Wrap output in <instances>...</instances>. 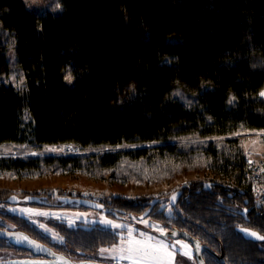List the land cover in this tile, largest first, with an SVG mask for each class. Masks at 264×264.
<instances>
[{
  "label": "trees",
  "instance_id": "obj_1",
  "mask_svg": "<svg viewBox=\"0 0 264 264\" xmlns=\"http://www.w3.org/2000/svg\"><path fill=\"white\" fill-rule=\"evenodd\" d=\"M59 2L62 10L48 14L0 0V77L13 53L27 84L0 82V146L74 144L86 152L0 157V173L63 170L126 184L211 170L220 178L183 187L172 215L156 205L150 216L199 240L205 264H264V241L237 229L264 235V211L253 204L246 151L231 137L244 127L264 130V0ZM176 89L185 99L171 97ZM260 143L264 149V137ZM10 195L0 188V202ZM29 195L42 199L31 204L55 206L45 200L56 196ZM144 200L105 201L141 214ZM7 223L48 246L25 217L0 211V229ZM60 230L87 251L119 239L102 227ZM0 248L22 247L0 238Z\"/></svg>",
  "mask_w": 264,
  "mask_h": 264
},
{
  "label": "rangeland",
  "instance_id": "obj_2",
  "mask_svg": "<svg viewBox=\"0 0 264 264\" xmlns=\"http://www.w3.org/2000/svg\"><path fill=\"white\" fill-rule=\"evenodd\" d=\"M29 7L42 11L48 14H58L62 10V5L59 0H25ZM59 4V9L56 8V5ZM10 68L0 77V82L9 84L14 86L18 90H24L27 87L26 77L24 71L17 66V60L13 53L10 55ZM17 84L20 87H17ZM264 90V88H263ZM181 92L180 90H174L171 94V97L176 98L173 93ZM23 120L25 123H28L30 120L29 114L25 113ZM231 137H236L240 140L243 145V148L246 151V160L248 158H255L257 156V152H263V146L260 143V138L264 137V130L257 129H249V128H240L233 134ZM225 138V136H220L217 139ZM255 142V143H253ZM24 146V147H21ZM144 146L142 144H130L128 147L136 148ZM55 148L56 151H49L47 149ZM63 149V151H60ZM38 153V155H31L25 153ZM86 152V150H82L77 154H67L65 152L64 145H45L36 148H30L26 144L22 145H1L0 146V157H11L18 155H30V156H68V155H79ZM220 177L211 170H197V171H188L183 174L176 176L175 178L162 182V183H142L137 181L129 182L126 184H121L116 182L111 178V176L106 175L105 177H93L89 174L83 172L76 173H67L63 170L57 173H50L38 176H20L15 175V178H11L10 174L0 173V188L6 189L12 192V194H17L19 196H24L25 193L35 194L36 192L41 193L42 195H51L56 196L54 200L50 198L45 201L49 203H58V198L60 196H71L70 193L72 189L78 190H92L97 194V201H103L105 199H109L111 197L118 196H126L129 198H136L138 196H148L159 198L161 196L169 195L170 193L180 190L183 187L187 186L193 180H217ZM67 193H63V192ZM71 194V195H70ZM76 197V196H74ZM82 198V197H81ZM22 208H32L37 209L43 212L56 213L60 216V219L53 218L51 216L44 217H31L29 218L27 215H22L19 211H12L11 209H22ZM0 211L3 213L17 214L19 216L25 217L30 223L34 224L32 221H39L47 225L49 228L53 229L55 232H60L55 228L54 223H62L65 222L69 225L68 221L75 219V215L77 213H89L87 218L88 222L85 223L83 219H76L75 223L72 226H77L79 224L84 225H99L98 223L94 224L92 221L99 220L100 216H106L110 219L116 220L119 223L124 225L131 226L137 232H145L152 236H155L160 239H164L166 242L174 243L176 240H182L188 245H190L189 249H184L181 245L177 244L176 251H174L172 257L169 259L168 264H199L198 260L194 256L195 247L192 243L182 237H176L173 235H166L164 237L160 236V233L154 231L151 227L145 226V224L139 222L140 217H136L133 215L126 216L127 218H117L109 213L108 209H79L76 207L67 208L60 206H46V205H34L30 202L21 200L19 203H9V202H0ZM135 217L136 219H133ZM149 219V218H147ZM150 222H154L149 219ZM156 223V222H155ZM159 224V223H158ZM162 226L161 224H159ZM34 226H37L34 224ZM101 226V225H99ZM10 228H13L12 225H9ZM38 227V226H37ZM102 227V226H101ZM114 231V230H113ZM116 231H125L124 229L116 230ZM61 235V234H60ZM62 236V235H61ZM63 237V236H62ZM55 241V240H54ZM119 242V239L116 243ZM115 243V244H116ZM107 248V247H102ZM184 252H189L191 258L189 256L184 255ZM108 257V254H101L100 250L97 251L96 254L92 255V259L89 262H97L102 264H121L123 262L129 263L128 261H113ZM61 264V261L57 258H51L49 260L40 259L35 260L28 256L23 255L22 253H17L12 249H1L0 248V264ZM86 263V264H87Z\"/></svg>",
  "mask_w": 264,
  "mask_h": 264
},
{
  "label": "snow or ice",
  "instance_id": "obj_3",
  "mask_svg": "<svg viewBox=\"0 0 264 264\" xmlns=\"http://www.w3.org/2000/svg\"><path fill=\"white\" fill-rule=\"evenodd\" d=\"M59 7L60 5L57 4L56 8L59 9ZM65 79L68 81H71L72 77L68 75L65 77ZM17 87H20V85L17 84ZM173 95L180 97L181 99H185L180 92H175L173 93ZM258 95L260 98L264 99V90H262ZM234 100H235L234 97L230 98L229 104L233 103ZM187 103L189 104V106H191V101H187ZM185 139H186V142L188 143L196 142V141H193L191 137L185 138ZM21 147H24V146H21ZM47 150L56 151L57 149L49 148ZM60 151H63V149H60ZM25 154L38 155V153H35V152L25 153ZM248 163L249 165H251L254 162L252 160H249ZM177 167H179V165H177ZM259 171L264 172V168H260ZM165 175H167V173H165ZM10 176L11 178H15L14 173L10 174ZM137 183H139V181H137ZM206 187H211V185H206ZM254 191H256L255 188H254ZM176 198H177V193L174 192L171 195L168 204L161 205V207H166V210L168 211V213L171 214ZM11 199L16 200V197L12 196ZM95 207L103 208V205L96 204ZM11 210L19 211L22 215H27L29 218L33 216L35 217L51 216L53 218L60 219V216L56 213L43 212V211L32 209V208L11 209ZM244 211L246 213L247 209H245ZM88 216H89V213H77L75 215V219L68 221L69 226H72L75 223L76 219H83L85 223H87ZM148 216H149V213L145 212L139 218V222L145 224V226L151 227L154 231L159 232L161 237L166 236L168 234V230L165 227L160 226L158 223L150 222L149 219L145 218ZM126 218L127 217H125V219ZM133 219H136V218L133 217ZM32 222L36 224L43 233H45L46 235H49L53 240L61 244L64 243V238L59 233L49 228L47 225L40 223L39 221H35V220H33ZM92 223L94 224L98 223L103 228L112 229L114 230L112 234L118 236L119 238L118 243L113 244L110 247L100 249V253L102 255L107 253L108 254L107 258L113 261H117V262L128 261L129 264H168V261L172 257L174 251L177 250L175 247L177 244L181 245V247L184 249L190 248V245H188L182 240H176L174 243L166 242L164 239L157 238L148 233L137 232L131 226L124 225L122 223L117 222L116 220L110 219L103 215L100 216L99 220H94L92 221ZM121 229H124L125 231L123 232L116 231V230H121ZM240 231L244 232L245 235H248L252 238H255L258 240H264V235H260L256 231H252L247 228H240ZM0 235H6V233H0ZM7 235H8L9 240L12 241L13 243H27L29 246L33 248H36L39 250H48V249H45V247L39 244L36 240L25 235L24 233H12V234H7ZM172 235L175 236L176 233L173 232ZM195 248L197 252L200 251V244L198 241L195 245ZM50 254L55 255L54 253H51V252ZM183 254L191 258L189 252H184ZM60 260H61V264H71L70 261H67L63 257H61Z\"/></svg>",
  "mask_w": 264,
  "mask_h": 264
},
{
  "label": "flooded vegetation",
  "instance_id": "obj_4",
  "mask_svg": "<svg viewBox=\"0 0 264 264\" xmlns=\"http://www.w3.org/2000/svg\"><path fill=\"white\" fill-rule=\"evenodd\" d=\"M177 191H180V194L178 195V197L176 198V203L174 204L173 207L176 206V204L178 203L179 199L181 198L182 196V193L184 192V189H180V190H177ZM176 192V191H174ZM170 193L169 195H166V196H161L159 198H154V197H147V200H144V203L145 204H149L148 207L144 210V212L151 206V203L153 200H157L155 205L153 206L152 210L150 211L149 213V216L148 217H145L146 219L149 218L151 219L152 221L156 222V223H159L162 225V227H165L167 230H168V235H172V227L171 226H167V224L163 223V222H160V221H157L155 220L153 217H151V213L153 211V209L155 208L156 205H159L160 206V210H165L166 214L168 215H172L173 213V210L171 212V214L168 213V211L166 210V207H161V205H167L168 202H169V199L171 197V195L174 193ZM142 196H138L136 198H140ZM58 198V197H57ZM106 200V199H105ZM100 201L98 200L99 202H101L102 204H104V207L105 209H108L109 213L112 214L113 216L117 217V218H125L126 216L128 215H133V216H136V217H140L141 214H137V213H133V212H128L126 211L125 209H122V208H116L114 206H109L107 204V201ZM2 202H6L5 201H2ZM55 204V206H60V207H67V208H73V207H76V208H79V209H91V208H87V207H84V206H81V205H77V204H62V202L58 199V203H53ZM55 224V228L60 232V234L63 236L64 238V243H58L57 241H54L49 235H46L45 233H43L37 226L36 229H38L40 231V234H41V237H47L48 240L47 241H44L48 246H46L48 249H50V252L54 253L55 255H46V254H41V255H36L32 250H29L27 248H20V249H16V248H7V249H12L14 251H16L17 253H22L23 255L25 256H28L32 259H35V260H40V259H46V260H49L51 258H57L58 260H60L61 257H65L69 260H71L72 262L74 263H79V264H85L87 263V261H90L92 259V255L96 254L97 251H87V250H82V249H77L75 247V244L73 243L72 240H70L68 237L65 236V234L63 232H61L60 228H66V229H71V230H76L77 228H83V229H92L93 227H101L99 225H84V224H79L77 226H69L67 225L65 222H62V223H54ZM9 225H12L10 223H7L6 224V227L4 229H7V230H11V231H17V227L12 225L13 228H10ZM34 225V224H32ZM244 227V226H242ZM103 228V227H102ZM247 228V227H246ZM250 229V228H249ZM112 230V229H111ZM179 237H182V238H185L183 236H179ZM188 239V238H186ZM192 245H194L193 241L188 239ZM251 240V239H249ZM254 240V239H253ZM10 245H12V243L9 241V240H6ZM255 241H264V240H255ZM104 247H110V246H104ZM195 247V246H194ZM101 249V248H100ZM99 249V250H100ZM98 250V251H99ZM194 256L195 258L198 260L197 258V253H196V249H195V252H194ZM61 261V260H60ZM94 262V261H93ZM199 263V261H198ZM119 264V263H118ZM121 264H129V263H126V262H123Z\"/></svg>",
  "mask_w": 264,
  "mask_h": 264
},
{
  "label": "water",
  "instance_id": "obj_5",
  "mask_svg": "<svg viewBox=\"0 0 264 264\" xmlns=\"http://www.w3.org/2000/svg\"><path fill=\"white\" fill-rule=\"evenodd\" d=\"M175 193H177V197H178V195L180 194V191H176ZM12 196H15L16 197V200H12L11 199V197ZM58 199L62 202V204H77V205H81V206H84V207H87V208H91V209H101V208H97V207H95V205L96 204H102L101 202H99V201H96V200H92V199H87V198H81V197H71V196H60V197H58ZM21 200H23V201H27V202H30V203H32V202H34V203H39V202H42V199L41 198H39V197H37V196H32V195H28V196H19V195H17V194H12V195H10L8 198H7V202H9V203H13V204H15V203H19ZM156 201L157 200H153L152 201V203H151V206L145 211V212H148V213H150V211L152 210V208H153V206L155 205V203H156ZM175 203H176V201H175ZM103 205V207H104V204H102ZM144 212V213H145ZM143 213V214H144ZM143 214H141L140 215V217L143 215ZM240 228H246V227H238L237 229L240 231ZM247 229H249V228H247ZM250 230H252V229H250ZM252 231H255V230H252ZM173 232H175L176 233V237H179V236H183V237H185V238H188V239H190V240H192L193 241V243H194V246L196 245V243H197V241L199 242V244H200V251L199 252H197L196 251V253H197V258H198V261H199V264H201V262H202V264H205V261H204V259H203V257H202V251L204 250V247L205 246H203L201 243H200V241L199 240H197L196 238H194V237H192V236H190L188 233H186V232H180V231H178V230H173L172 231V233ZM240 232H242V231H240ZM257 232V231H256ZM0 233H6V235H0V238H2V239H5V240H9V238H8V235L7 234H12V233H23V232H20V231H11V230H7V229H0ZM243 234H244V236L247 238V239H254V240H258V239H255V238H252V237H250V236H248V235H245V233L244 232H242ZM259 233V232H258ZM25 235H27L26 233H24ZM260 234V233H259ZM261 235V234H260ZM27 236H29V235H27ZM30 237V236H29ZM33 239V238H32ZM35 240V239H34ZM10 241V240H9ZM37 241V240H36ZM11 243H13L12 241H10ZM39 244H41V245H43L42 243H40L39 241H37ZM13 244H15V245H17V246H20V247H24V248H27V249H29V250H32L33 252H35V253H37V254H46V255H52V254H50V251H48V250H50V249H48L46 246H44L45 247V249H48V250H39V249H36V248H33V247H31V246H29L27 243H13ZM196 249V248H195ZM52 253V252H51ZM63 258H65V257H63ZM67 261H70L71 262V264H76V263H74V262H72L71 260H69V259H67V258H65ZM77 264H79V263H77ZM86 264V263H85ZM87 264H102V263H97V262H89V263H87Z\"/></svg>",
  "mask_w": 264,
  "mask_h": 264
},
{
  "label": "built area",
  "instance_id": "obj_6",
  "mask_svg": "<svg viewBox=\"0 0 264 264\" xmlns=\"http://www.w3.org/2000/svg\"><path fill=\"white\" fill-rule=\"evenodd\" d=\"M64 145L65 152L67 154H77L81 151V148L74 144H56ZM252 160L254 163L249 165L248 161ZM264 168V151L257 152L255 158H248L246 160L247 176L251 186V194L253 198L254 207L264 211V172H260L259 169ZM254 188L256 191H254ZM63 192V191H62ZM67 193V192H63ZM70 193L76 197H82L97 201V194L92 190H78L72 189ZM70 194V195H71Z\"/></svg>",
  "mask_w": 264,
  "mask_h": 264
}]
</instances>
